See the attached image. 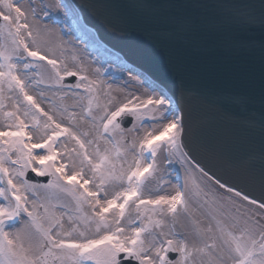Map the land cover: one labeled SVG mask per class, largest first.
Returning <instances> with one entry per match:
<instances>
[{"label":"snow or ice","instance_id":"obj_1","mask_svg":"<svg viewBox=\"0 0 264 264\" xmlns=\"http://www.w3.org/2000/svg\"><path fill=\"white\" fill-rule=\"evenodd\" d=\"M164 7L187 10L172 21L180 40L191 41L209 27L198 10L210 5L189 0ZM30 11L36 19L37 8ZM218 22L245 31L258 26L264 32V5L259 21L236 14ZM40 34L20 0H0V118L5 122L0 127V264H264V166L258 198L209 176L181 151L187 147L184 113L163 89L156 94L157 88L144 81L151 91L128 92L116 101L111 84L105 90L104 82L89 78L83 66L69 69L42 51ZM77 76L79 82L71 85L77 99L73 110L48 101L69 125L57 121L27 90L38 88L41 97L52 91L62 101L66 77ZM6 99H14L12 110H6ZM78 114L91 124V138L74 130ZM62 137L75 141V147L68 149ZM161 150L167 151L169 164L178 153L182 164L194 162L213 188L224 190L203 200L215 213H210L214 227L194 230L199 246H190L175 231V217L181 208L187 213L188 198L201 195L200 185L186 168L189 191L182 183L168 193L157 179ZM29 172L51 179L34 183ZM165 215L173 218L167 231ZM170 253L177 256L170 258Z\"/></svg>","mask_w":264,"mask_h":264},{"label":"water","instance_id":"obj_2","mask_svg":"<svg viewBox=\"0 0 264 264\" xmlns=\"http://www.w3.org/2000/svg\"><path fill=\"white\" fill-rule=\"evenodd\" d=\"M74 2L100 39L175 98L187 127L185 150L194 161L258 198L264 166V32L218 20L251 14L259 21L264 0H195L211 7L198 10L209 27L191 41L178 39L172 27L187 10L164 7L189 0Z\"/></svg>","mask_w":264,"mask_h":264},{"label":"bare ground","instance_id":"obj_3","mask_svg":"<svg viewBox=\"0 0 264 264\" xmlns=\"http://www.w3.org/2000/svg\"><path fill=\"white\" fill-rule=\"evenodd\" d=\"M34 1L35 3L33 4L30 2H28L27 4L25 0H20L23 7L27 8V6H31V7L35 6L38 10L39 14L37 15L36 19H32V17L29 16V22L33 25L35 29L40 30L41 34L39 37V43L42 51L50 55L54 54L56 58L61 60L63 63H66L69 69L76 70L78 67L83 66V68L87 70L86 74L89 76V78L99 79L104 82L105 90H107L106 86L108 84H111L112 85L111 95L116 98V101H120L124 99V97L128 92H136L139 94V93H144L145 89L151 91V89L148 88V85L144 83V80L142 78L127 75L124 71L121 70H117V69L111 70L110 66L106 67L104 61L100 60L97 57H94L91 54L89 55L84 50H82V48H80L79 45L85 47L83 44L80 43L78 47H76L73 44L74 42H69L68 40H66L67 41L66 42L60 37V35L55 30L56 28L55 25L63 26L64 24H66L65 23L66 16L68 17L67 19H70L68 8L64 7L65 3L63 2V0H54V2L60 4L61 9H63V11L67 14H61L59 12H56L57 10L54 9V2L52 4L53 0H48L51 1V4L47 0H44L45 4L41 3L40 2L41 0H34ZM44 5H48L49 7L45 9ZM45 11L48 12L47 16L44 15ZM83 28L88 30L90 33L94 34V32L89 27L83 25ZM45 29L47 30L45 31ZM79 41L80 38H75L76 45L77 43H79ZM106 49L112 52L113 54H115L116 56H119L112 49L107 47ZM39 63L43 64L45 62H39ZM96 69L100 70L98 74L96 72ZM45 71H47V69H45ZM77 78L79 79L78 76ZM32 88L37 91L35 98L37 102L41 105V107L45 109V111H49L50 114L54 115L57 121L63 122L65 125H69L71 123L66 115L62 116L58 110L53 111V105L48 102L50 100H55L57 104H62L64 106H67L69 110H73V106L77 104V99L72 94L73 89L71 88V86L65 87L64 91L67 93V95L64 97L62 101L59 100L52 91H46L45 96L41 97L39 94V89L35 87H29L27 89L30 95H32L31 94ZM78 91H80L81 93L83 92L82 89ZM156 94H159V91H157ZM9 95H12L13 97L15 96L14 93L13 94H9L7 92L5 93V96H9ZM5 103L7 104L6 110L13 109L14 99H6ZM114 106L115 105H113V107ZM77 108L78 107H76L75 110L79 113L80 110H78L79 108L78 109ZM0 117H2V113H0ZM41 119L43 120L46 118L41 117ZM1 127H3V125ZM74 130H76L80 134L84 132H88L89 136L82 137L84 139L91 138L93 134L91 124L87 120L81 119V115L79 114L77 116V123ZM29 131L32 130L29 129ZM37 135H39L38 131L34 134V139ZM61 139H62L61 142L65 143L68 149L75 147V141L71 139H66L64 137H62ZM89 150L91 151V149ZM164 151L167 154V151L166 150ZM173 159L174 157L172 158V161ZM160 161L161 163L158 164L160 173L158 174L157 179L158 180L162 179L165 183L163 185L164 188L168 193L172 194L181 185V179L176 174V172L179 173L180 168H178L176 165L172 163L171 164L165 163L163 156ZM190 164L193 167V170L197 173V176L200 179H202V174H200L198 170L195 169L193 163ZM186 168L188 167H183L185 171L182 170L183 171L182 173H187ZM154 187H155V182L149 184V188L154 189ZM111 190L112 189L110 188L109 191ZM147 194L148 192L146 190V195ZM57 211H59V209H57ZM161 219L164 220V230L167 231L169 229L170 224L172 223L173 218L170 215H165L161 217ZM68 226L69 225L67 223V220L65 219V227L67 228ZM208 226L214 227V221L211 219L210 213L205 209H203V207H201L199 204L197 206L194 204L192 205L189 202V200H188L187 213H185L184 210L181 208L178 210V215L175 217V231L186 236L190 246L192 244H196L197 246L200 245V240L195 235L194 230L197 227L203 229V228H207ZM204 239L209 240V234L205 233ZM209 242L211 241L209 240Z\"/></svg>","mask_w":264,"mask_h":264},{"label":"rangeland","instance_id":"obj_4","mask_svg":"<svg viewBox=\"0 0 264 264\" xmlns=\"http://www.w3.org/2000/svg\"><path fill=\"white\" fill-rule=\"evenodd\" d=\"M25 1H26L27 4H28V2L35 3L34 0H25ZM40 2L45 4V1L44 0H41ZM48 2L51 4V1H48ZM63 2L67 6L68 11H69L70 15L72 16L70 19L67 20V22L69 24L71 23V24L74 25L73 28H72L73 30H71L70 32L69 31H66V29L62 25L61 26L60 25H55V27H56L55 30L60 35V37L64 41H66V38H74V36H75L74 35V33H75L74 31H77L78 29L79 30L81 29V24H80L81 22L79 20V14H78L77 10L75 9V7L73 6V4L70 2V0H63ZM27 4H26V6H27ZM52 4H53V1H52ZM54 4L56 5L55 2H54ZM27 9H29V16H31V11H30L31 10V6H27ZM80 32H81L80 38L81 39H85V41L87 43V47L88 48L91 47L92 48V51H95L97 53V54H95V56L97 58H99V59H103L105 62H108V63H106V66H110L111 67V70L112 69H117V70H121V71H124V72L126 71L125 69H122L120 65H118V61H121V59L118 56H116L115 54H113L112 52H109L108 50H106L103 46H101V44H99L97 42L96 36L93 33H90L88 31L85 32V31H82V30ZM86 39H88L89 42H87ZM100 53H101V55H100ZM109 57L112 58L111 59L112 60L111 62L108 61V58ZM109 71H110V69H109ZM125 73L127 75H130V76L138 77L137 75H135L132 72H125ZM78 82H79V79L77 78V79H75V81H74L73 84H76ZM64 84H66V83H64ZM160 153H162V150H161ZM159 156L160 155L158 154L157 155V158L158 159H159ZM178 157H179V153L177 154V156L174 157V159H173V161L171 163L174 164V165H176L178 168H180L179 173L176 172V174L181 179V184L183 183V184L188 185V187H186L185 191L186 192L189 191V189L191 188V182L189 181L188 172L187 173H182L183 171H185L183 169V167H188V168H191L192 169V173H193V176L195 178V181H196L197 184L200 185V189H201V195L199 197H196V198H193V197L190 196L188 198L189 202L192 205L194 204L196 206L199 204L201 207H203V209H205L209 213H212L213 214L214 212H213V210L211 208V205L210 204H204L203 203V200L205 198H207L210 201L213 198V195H222V194H225L224 193V190L218 189V188H213V183L214 182L208 180L207 178H205L203 176H202V179H200L197 176V173L193 170V167L191 166V164L189 162H185V163L182 164L180 162V160H179ZM185 177H186V179H185ZM49 179H51V177H49ZM41 195H43V190H41Z\"/></svg>","mask_w":264,"mask_h":264}]
</instances>
